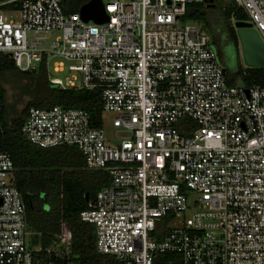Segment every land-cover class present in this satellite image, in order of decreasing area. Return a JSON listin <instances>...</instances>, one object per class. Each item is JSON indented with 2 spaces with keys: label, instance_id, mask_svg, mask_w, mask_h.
<instances>
[{
  "label": "built area",
  "instance_id": "obj_1",
  "mask_svg": "<svg viewBox=\"0 0 264 264\" xmlns=\"http://www.w3.org/2000/svg\"><path fill=\"white\" fill-rule=\"evenodd\" d=\"M70 1L0 4V52L22 72L45 63L68 73L50 83L99 93L102 117L114 116L115 145L83 110L32 108L22 127L33 145L75 146L88 169L109 172L81 213L98 253L120 264H264V86H229L209 34L184 21L205 0H101L103 24L67 13ZM235 2L264 43V0ZM13 170L0 151V264H72L68 225L32 248Z\"/></svg>",
  "mask_w": 264,
  "mask_h": 264
},
{
  "label": "trees",
  "instance_id": "obj_2",
  "mask_svg": "<svg viewBox=\"0 0 264 264\" xmlns=\"http://www.w3.org/2000/svg\"><path fill=\"white\" fill-rule=\"evenodd\" d=\"M11 0H0V4ZM91 0H71L66 7L67 13H77ZM220 4V17L227 40L236 53V66L229 69L223 45L219 37L209 31L208 4H190L187 6L184 21L202 24L207 30L224 67L229 86L263 87L264 67L248 68L241 63L240 42L234 22H247L246 15L237 8L235 0H215ZM20 2L4 7L17 11ZM205 22V24L203 23ZM15 75L28 81L25 90L29 97L24 109L19 113L7 101L4 79ZM60 106L66 109L86 111L90 116L91 127L104 128L103 105L99 93L89 91L52 88L50 75L45 63L31 72L20 71L12 58L0 52V151L12 156L14 170L11 184L19 190L26 205V221L32 234V248H49L57 242L68 225L72 235V264H120L114 257L98 253L94 225L83 222L81 213L88 208L97 193L110 185L111 176L107 170H90L85 158L75 146H60L43 149L29 142L22 134L29 111L32 108L49 109ZM175 260L172 256H161L158 264H169ZM173 264H180L178 258Z\"/></svg>",
  "mask_w": 264,
  "mask_h": 264
},
{
  "label": "rangeland",
  "instance_id": "obj_3",
  "mask_svg": "<svg viewBox=\"0 0 264 264\" xmlns=\"http://www.w3.org/2000/svg\"><path fill=\"white\" fill-rule=\"evenodd\" d=\"M216 4H217L216 7L207 9L206 22L208 21V23L210 24L209 31L211 33H213L214 31V33L219 37L220 43L223 45L225 57H226L225 62H226L227 67L229 69H233L236 66V59H235L236 53H235V50L232 44L229 43V41L227 40L226 32L224 30L222 31L219 30V27L222 26L221 23L219 22H222V20L219 15L220 4L218 3ZM203 23L205 24V22ZM232 24L234 26L235 22L232 21ZM197 25L202 27V24H197ZM205 31L207 32V30ZM240 59H241L242 65L246 66L243 60V54H242L241 47H240ZM49 75L50 77H54V78L55 77L65 78L68 76V73L60 75V74L54 73L53 70H50ZM28 83H29L28 81H23L19 77L15 75H11V74L7 75L4 79V88L7 92V101L11 106L15 107L16 111L19 113L24 109L26 103L29 100V97L24 95L25 90L28 87ZM113 120H114V116L111 114L106 113L103 117L106 136L109 142L115 145L118 143V140L115 138L116 131L113 128Z\"/></svg>",
  "mask_w": 264,
  "mask_h": 264
},
{
  "label": "water",
  "instance_id": "obj_4",
  "mask_svg": "<svg viewBox=\"0 0 264 264\" xmlns=\"http://www.w3.org/2000/svg\"><path fill=\"white\" fill-rule=\"evenodd\" d=\"M215 0H205L210 7H213ZM81 18L85 22L93 21L97 24H103L109 21L101 0H91L80 10ZM240 47L243 54V60L248 68L264 67V43L258 33L247 22H235ZM52 88H58L52 85Z\"/></svg>",
  "mask_w": 264,
  "mask_h": 264
},
{
  "label": "flooded vegetation",
  "instance_id": "obj_5",
  "mask_svg": "<svg viewBox=\"0 0 264 264\" xmlns=\"http://www.w3.org/2000/svg\"><path fill=\"white\" fill-rule=\"evenodd\" d=\"M216 5H217V4H216V3H214L213 7H216Z\"/></svg>",
  "mask_w": 264,
  "mask_h": 264
}]
</instances>
